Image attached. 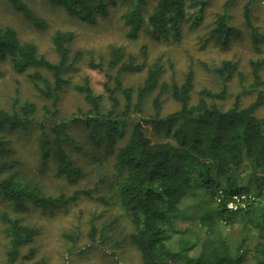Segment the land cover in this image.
I'll return each mask as SVG.
<instances>
[{
  "label": "trees",
  "instance_id": "16d2710c",
  "mask_svg": "<svg viewBox=\"0 0 264 264\" xmlns=\"http://www.w3.org/2000/svg\"><path fill=\"white\" fill-rule=\"evenodd\" d=\"M6 1L33 27L40 30L47 27L46 21L26 0ZM48 1L90 25L106 17L117 3V0ZM125 1L127 8L121 19L127 27L126 37L133 41L143 31L155 39L167 38L171 32L178 34L183 23L195 28L203 20L204 1ZM244 18L251 28L253 43L256 44L260 36L264 39V34L261 35L250 21L249 2L244 8ZM227 19L226 11L218 13L211 30L214 43L221 48H227L230 41L240 35V30L229 25ZM73 35L72 31L60 29L51 34V45L57 57L52 61L39 53L34 43L20 41L13 28L0 27V61H7L18 73H25L36 91L51 101V106H42L43 119H38L33 102L15 98L16 109L0 108V130L23 131L35 127L41 161H51L54 176L63 178L71 186H77L86 173L65 149L69 122L84 126L91 138L103 139L106 151L116 150L113 167L121 175L116 197L132 227L128 239L139 253L140 264H172L194 249H198V253L187 258L188 261L197 258L209 264H244L251 258V264H264V197L260 198L264 185V116L256 114L257 108L264 104L261 76L264 59L250 61L252 81L249 87L257 92L254 101L243 106L236 97L231 106L221 109L216 101L226 97L225 87L219 92L202 87L192 102L194 73L191 67L181 81L171 75L167 82L162 79L160 59L147 62L146 44L139 49L141 61L131 54L125 55L121 47L115 46L110 50L108 61L115 72H106L104 83L109 109H102L103 96L94 91L85 76L83 82L74 87L83 95L89 109L67 119L59 116L57 102L60 90L68 83L65 71L71 62L81 57V53L71 52ZM88 66L103 70L101 62L90 61ZM143 70L145 77L136 89L123 85V73ZM209 71L223 82L237 75L242 92L247 88L235 61L223 60ZM115 92L122 95V106ZM163 94H168L178 108L162 114ZM149 95H153L152 114L143 117L142 106ZM132 114L140 117L132 122L128 136L119 144L126 132V119ZM45 119H50L48 125ZM145 124L167 139L154 141L146 136ZM3 150L5 147L0 142V151ZM15 164L7 159L0 162V198L16 210H22L27 204L42 210L65 208L82 196L91 197L99 185L97 182L91 188L74 189L68 195H50L36 184L18 178L16 172L11 171ZM243 172L247 173V181H243L244 176L240 177ZM252 183L256 189L251 187ZM220 191L223 198L236 192L253 193V199L246 208L231 211L225 208L222 200L216 201ZM195 212L199 215L194 225L180 223L193 217ZM0 219L8 240L6 263L16 264L21 258V249L26 246L30 249L22 258H32L37 229L7 212L2 213ZM236 226L241 229L237 237L231 239L224 234L226 229ZM95 233V227L91 226L90 241L96 240ZM104 238L102 232L100 240Z\"/></svg>",
  "mask_w": 264,
  "mask_h": 264
},
{
  "label": "rangeland",
  "instance_id": "374dc122",
  "mask_svg": "<svg viewBox=\"0 0 264 264\" xmlns=\"http://www.w3.org/2000/svg\"><path fill=\"white\" fill-rule=\"evenodd\" d=\"M194 1L198 0H188L189 3ZM199 1H204L205 5L203 20L198 27L191 28L189 23H183L178 34L171 32L167 38L160 39H155L146 31L141 32L135 41L126 37L127 27L121 19L127 8L125 0H117L108 15L99 19L95 25L84 23L68 15L63 8L49 3L48 0H26L46 21L47 27L42 30L33 27L20 13L13 10L6 0H0V27L13 28L20 41L34 43L39 53L52 61H56L57 57L51 45V34L58 29L73 32L70 49L72 54L81 53V57L71 62L64 73L68 83L60 90L57 102L61 118L69 119L71 115L87 112L89 109L83 95L74 87L75 84H81L85 76L89 78L94 91L103 96L102 109H109L104 83L107 80L105 73L115 72V68L108 66L111 48L121 47L125 55L131 54L141 61L139 49L142 44L147 45L148 63L160 59L163 65L162 79L167 82L171 75L181 81L187 70L192 68L194 73L192 102L197 99V92L202 87L212 92H219L225 87L226 97L216 101L221 109L231 106L236 97H239L241 105L247 106L254 101L257 94L254 88L249 87L252 81L250 61L264 59V39L260 36L257 43H253L251 28L245 23L244 8L249 2L250 21L262 35L264 34V1ZM224 11L228 14V24L240 30V35L233 38L227 48H221L211 37L216 15ZM223 60L238 63L247 87L244 92L238 84L237 75H234L230 81L223 82L215 73L209 71L210 68L219 66ZM90 61L101 62L103 70L91 69L88 66ZM261 76L264 80V65ZM144 77L145 70L127 72L121 75V81L124 86L134 90L143 82ZM262 89L264 91V86ZM115 93L122 106L124 103L122 95L119 92ZM152 96L149 95L143 103L141 115L143 117L152 114ZM15 98L33 102L36 106L35 116L38 119H43L42 106H51V101L43 98L36 91L25 73H18L10 63L0 61V108L9 111L16 109L18 104ZM161 100L162 114L178 108V104L168 94H163ZM256 114L264 116V104L257 108ZM139 117L138 114H132L126 119V132L119 144L126 139L132 122ZM49 120H44L47 125ZM144 130L146 136L154 141L167 139L161 133L154 131L149 124L144 125ZM67 133L68 141L65 149L86 173L85 178L77 186L68 185L63 178L55 177L54 164L51 161L47 163L41 161L38 131L35 127L23 131L0 130V142L5 147V150L0 151V162L4 159L15 161L16 164L11 171L16 172L18 178L36 184L44 193L68 195L74 189L91 188L95 183H99L91 197L82 196L65 208L53 210H42L31 204H27L22 210H16L6 200L0 198V218L2 213L7 212L11 217L37 229L36 239L32 245L34 256L30 259L22 258L30 249L26 246L21 249V258L16 264H35L39 261L43 264H140L139 253L128 239L132 227L116 197L117 183L121 178L113 167L116 150L106 151L104 140L91 138L88 130L79 123L69 122ZM246 174L243 172L240 175V177L244 176L243 181H247ZM254 184L252 183L251 187L256 189ZM262 194L260 198L264 197V185ZM212 208L214 210V206ZM198 215L199 213L195 212L193 217L183 219L180 223L194 225ZM91 226L96 229L95 241H90L88 237ZM3 228L0 219V264H8L6 263L8 240ZM101 231L105 237L103 241L100 240ZM240 232L241 229L236 226L233 229H226L224 234L233 239ZM189 252L188 256H180L172 261V264H209L205 259L196 258L188 261L187 258L197 255L198 249ZM251 263L253 259L250 258L244 264Z\"/></svg>",
  "mask_w": 264,
  "mask_h": 264
},
{
  "label": "built area",
  "instance_id": "2783aa9c",
  "mask_svg": "<svg viewBox=\"0 0 264 264\" xmlns=\"http://www.w3.org/2000/svg\"><path fill=\"white\" fill-rule=\"evenodd\" d=\"M259 1L263 2L264 0H259ZM252 199H253L252 194L236 193V192H234L227 198H223V194L220 191V193L216 198V201L221 202L222 200L226 209L235 211L246 208L249 201H251Z\"/></svg>",
  "mask_w": 264,
  "mask_h": 264
}]
</instances>
